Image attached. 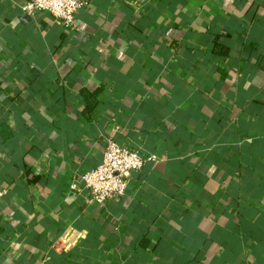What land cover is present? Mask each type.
<instances>
[{
  "label": "crops",
  "instance_id": "1",
  "mask_svg": "<svg viewBox=\"0 0 264 264\" xmlns=\"http://www.w3.org/2000/svg\"><path fill=\"white\" fill-rule=\"evenodd\" d=\"M0 0V264H264V0ZM157 156L86 205L106 139Z\"/></svg>",
  "mask_w": 264,
  "mask_h": 264
},
{
  "label": "built area",
  "instance_id": "2",
  "mask_svg": "<svg viewBox=\"0 0 264 264\" xmlns=\"http://www.w3.org/2000/svg\"><path fill=\"white\" fill-rule=\"evenodd\" d=\"M87 5L85 0H28L21 11L29 17L47 12L60 21L66 31L74 34L78 31L76 15ZM156 160L157 156L153 154L142 155L138 149L122 146L111 137L107 138L101 162L77 178L85 204L105 206L121 200L126 195L131 174L140 171L146 162ZM4 194L5 190L0 187V197Z\"/></svg>",
  "mask_w": 264,
  "mask_h": 264
}]
</instances>
